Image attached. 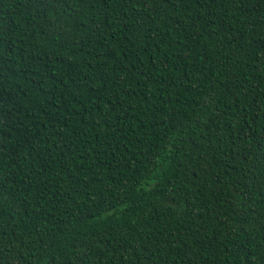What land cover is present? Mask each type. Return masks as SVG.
<instances>
[{
  "label": "trees",
  "instance_id": "trees-1",
  "mask_svg": "<svg viewBox=\"0 0 264 264\" xmlns=\"http://www.w3.org/2000/svg\"><path fill=\"white\" fill-rule=\"evenodd\" d=\"M0 264H264V0H0Z\"/></svg>",
  "mask_w": 264,
  "mask_h": 264
}]
</instances>
